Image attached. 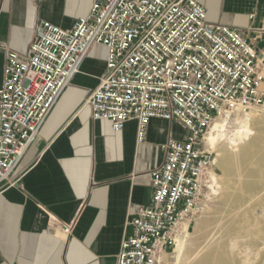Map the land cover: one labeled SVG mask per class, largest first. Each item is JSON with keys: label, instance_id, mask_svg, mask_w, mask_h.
Instances as JSON below:
<instances>
[{"label": "built area", "instance_id": "1", "mask_svg": "<svg viewBox=\"0 0 264 264\" xmlns=\"http://www.w3.org/2000/svg\"><path fill=\"white\" fill-rule=\"evenodd\" d=\"M38 5L42 0H29ZM249 32L208 21L196 0H93L72 29L40 20L25 54L7 52L0 85V193L38 140L42 126L93 45L106 48V72L90 95L96 122L115 132L138 124H180L188 135L162 145L164 163L149 176L150 207L139 208L117 264H166L184 224L189 232L203 205L214 165L205 136L219 118L264 106V71ZM71 227L49 218V232Z\"/></svg>", "mask_w": 264, "mask_h": 264}, {"label": "crops", "instance_id": "2", "mask_svg": "<svg viewBox=\"0 0 264 264\" xmlns=\"http://www.w3.org/2000/svg\"><path fill=\"white\" fill-rule=\"evenodd\" d=\"M208 21L249 32L264 71V0H196ZM93 0H0V85L7 52L27 53L40 20L72 29ZM107 51L90 47L80 73L46 119L38 140L0 193V264H117L139 208L150 207L149 174L164 163L162 145L183 141L176 122L153 119L138 143V124L115 132L88 106L106 72ZM264 91V83L262 85ZM71 227L63 242L49 218Z\"/></svg>", "mask_w": 264, "mask_h": 264}, {"label": "bare ground", "instance_id": "3", "mask_svg": "<svg viewBox=\"0 0 264 264\" xmlns=\"http://www.w3.org/2000/svg\"><path fill=\"white\" fill-rule=\"evenodd\" d=\"M205 144L207 150L216 153L215 164L222 174L209 170L202 212L210 210L215 201L236 199L229 233L248 237L251 243L243 248L237 238L227 243L212 233L193 250L201 229L198 225L190 234L186 223L173 253L174 264H238V259L241 264H264V109L237 111L231 117L216 119L205 136ZM51 231L63 242L68 240L59 228ZM168 258L165 257L166 264H170Z\"/></svg>", "mask_w": 264, "mask_h": 264}, {"label": "rangeland", "instance_id": "4", "mask_svg": "<svg viewBox=\"0 0 264 264\" xmlns=\"http://www.w3.org/2000/svg\"><path fill=\"white\" fill-rule=\"evenodd\" d=\"M258 109L262 110L264 109V106L259 107ZM215 158H216V153H214V162H215ZM212 169L215 173H218L219 175L222 174L221 170L216 166L215 163ZM231 179L232 181H230V185H233L235 183L234 177H231ZM204 200H203V205L201 207V211L197 216H195V221L192 224L191 229L189 231L190 234H194V232L196 231V226L198 225L201 229V232L199 236L196 237L195 241L199 239L200 240L195 242V245H194L195 247H192L193 250L198 245L202 244L206 240V238H208L212 233H216L217 237L220 240L224 239L227 243L229 240L233 238H237L241 247L243 246L246 247V245H250L251 243L250 238L246 237V239H243V237H241L238 234L229 233V231L232 228L230 226V220H231V215L233 213V210L236 207V203H237L236 199L228 198L227 200H224V201H219V200L215 201L213 204L210 205V210H206L205 213H203L202 209L204 208ZM174 251L169 255V258H168V261L170 264L175 263V254H173ZM237 263L241 264V260L238 259Z\"/></svg>", "mask_w": 264, "mask_h": 264}]
</instances>
